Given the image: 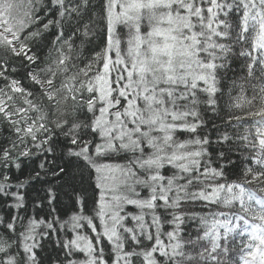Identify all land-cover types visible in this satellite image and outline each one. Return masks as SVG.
<instances>
[{"label": "snow or ice", "instance_id": "obj_1", "mask_svg": "<svg viewBox=\"0 0 264 264\" xmlns=\"http://www.w3.org/2000/svg\"><path fill=\"white\" fill-rule=\"evenodd\" d=\"M0 264H264V0H0Z\"/></svg>", "mask_w": 264, "mask_h": 264}]
</instances>
